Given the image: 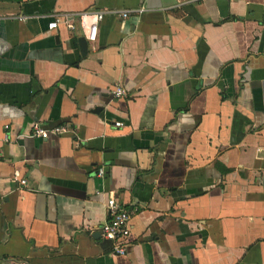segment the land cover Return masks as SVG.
<instances>
[{
    "label": "crops",
    "instance_id": "1",
    "mask_svg": "<svg viewBox=\"0 0 264 264\" xmlns=\"http://www.w3.org/2000/svg\"><path fill=\"white\" fill-rule=\"evenodd\" d=\"M0 20V264H264V0H0ZM110 195L135 209L123 256Z\"/></svg>",
    "mask_w": 264,
    "mask_h": 264
},
{
    "label": "built area",
    "instance_id": "2",
    "mask_svg": "<svg viewBox=\"0 0 264 264\" xmlns=\"http://www.w3.org/2000/svg\"><path fill=\"white\" fill-rule=\"evenodd\" d=\"M143 9L139 8L137 12H141ZM105 12L109 11H96V12H82L77 15L78 23L81 31V36L86 42H93L95 29L97 22H99ZM120 18H124L127 15V11L123 10L117 12ZM25 16H16L18 20H24ZM61 21L66 28L73 29L74 26L71 23V17L69 14H53V20L47 24L48 29L55 27L57 21ZM1 22V20H0ZM109 94L114 98H120L124 94V88L122 83L113 85L109 90ZM115 127L122 126V122H114ZM4 128H7L4 125ZM65 131L61 125L53 126L49 129L44 128L42 124L33 123L31 125L30 137L47 139L49 136H58ZM102 171L98 170L97 174L101 175ZM19 175L14 172V180L20 185L24 184V180L18 178ZM106 218L98 226L100 239L108 243L109 254L116 256H123L127 245L130 243L131 225L130 218L135 213V209H127L121 203L116 201L114 196H107L105 200Z\"/></svg>",
    "mask_w": 264,
    "mask_h": 264
},
{
    "label": "water",
    "instance_id": "3",
    "mask_svg": "<svg viewBox=\"0 0 264 264\" xmlns=\"http://www.w3.org/2000/svg\"><path fill=\"white\" fill-rule=\"evenodd\" d=\"M78 44H79L80 54L82 55L86 52V46H87V43L82 36L78 38Z\"/></svg>",
    "mask_w": 264,
    "mask_h": 264
}]
</instances>
